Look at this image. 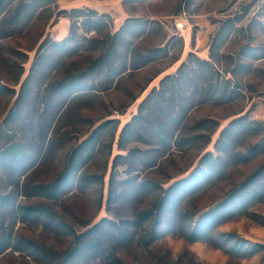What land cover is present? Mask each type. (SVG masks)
<instances>
[{"label": "rangeland", "instance_id": "rangeland-1", "mask_svg": "<svg viewBox=\"0 0 264 264\" xmlns=\"http://www.w3.org/2000/svg\"><path fill=\"white\" fill-rule=\"evenodd\" d=\"M124 1L57 0L21 22L17 2L0 7V264H56L24 242L66 255L71 234L84 246L74 264H264L251 219L264 217V132L244 128L264 125V0ZM85 8L110 15L108 28L73 35L65 11ZM129 21L107 59L102 40ZM196 58L221 73L223 97L200 73L160 92ZM58 184L53 197L38 189ZM213 213L204 241L186 235ZM236 238L255 253L231 251Z\"/></svg>", "mask_w": 264, "mask_h": 264}, {"label": "trees", "instance_id": "trees-1", "mask_svg": "<svg viewBox=\"0 0 264 264\" xmlns=\"http://www.w3.org/2000/svg\"><path fill=\"white\" fill-rule=\"evenodd\" d=\"M57 0H0V7H3L7 4H13L15 2L18 3L17 6V10H16V16L18 17V21L21 22L23 20L26 19V17L28 16H32L35 15L40 8H44V7H50L52 6ZM136 1H140V0H125L124 4H129L131 2H136ZM65 13H68V18H70L71 22H72V28H73V35L75 34L74 31V27H78V26H84L88 31H94V32H102L104 31L106 28H108V26L111 23V16L108 14H100L98 13L96 10H92L89 8H85V9H74L71 10L70 12L65 11ZM138 22H131L129 21L127 24L123 25L121 27V29L119 31H117L113 36H109V38H106L104 40H102V44L103 47L102 49L105 51V55L107 54V59H109L108 57H110V54L112 52H110V45H108V42H110L109 40L111 39V42H116V41H123L124 39V35L128 33V31L131 28L137 27ZM235 29V24L234 21L230 20L227 21L225 23V25L222 27V29L220 30V32L218 33V35L216 36L213 46L211 48V59H213L215 57L216 54V47H218V45H222L226 39L230 36L231 31ZM73 35H71L68 39H66L65 41H63L64 45H69L68 42H71L73 39ZM112 37V38H110ZM159 52V51H157ZM157 52H151L149 55L144 56L146 63L145 65H147L148 63H150L151 61L154 60L156 53ZM258 52V51H257ZM107 59L105 58V60L107 61ZM191 64V65H190ZM195 65L192 66V65ZM109 69V68H108ZM110 71V70H108ZM186 74V75H190L192 73H200L203 75H206L208 77V82L210 83V88H209V92L210 94H212V96H216L217 94H220L221 97H223L222 95L225 94L226 92V87L223 86V88L220 87V82H221V73L219 71H217L213 64L210 61H206V60H200L199 58L195 59V62H190L189 64L185 63L183 64L178 71V75L174 76V77H168L165 79V81L162 84V90L160 92H164L167 91L171 86L175 85V82H177V79L179 78L180 74ZM232 126V125H231ZM244 128L246 130H253L256 131L258 133L260 132H264V125L263 124H258L255 122H252L250 124H248L247 126H244ZM100 129H97L95 131V133L92 135V137L94 138V136L96 134H98V131ZM228 130H224L223 133L227 132ZM220 141V140H219ZM219 143V142H218ZM255 151H261L264 150V138L263 140L254 148ZM16 152V151H15ZM15 152H10V154H8L10 157H13V155L15 154ZM80 162V157L78 158L75 155L71 156L69 163L67 164L66 170L64 172V179L68 178V176H70V174L72 173V169L75 166V164ZM264 169L260 170V172H258V175L256 176V178L261 179V177H264ZM261 175V176H260ZM82 182V181H81ZM85 182V183H83ZM83 185L84 184H89V185H93L95 183L98 182V178L97 177H88L83 181ZM58 185L52 186V187H39V191L40 193H45L48 197H53L56 195L57 191H58ZM252 194L256 195L255 193V188L253 187L252 189ZM239 193H243V191L241 189H239V191H236ZM242 195V194H240ZM1 205H2V199H0V209H1ZM167 207L166 203H161L157 206L156 210L157 212L154 213V217H156V226L161 224V219H162V215L164 214L165 208ZM34 211H39L42 210L40 207H35L33 208ZM1 214V213H0ZM208 215V216H207ZM205 217H203L195 226L194 229L191 230V232H186V235H188V237L190 239H193L194 241H204L207 233L205 234L204 232L201 231V229L205 226H207V222L209 221V216L211 217L213 214H207ZM251 219L261 225L264 226V217L258 216V215H252ZM0 220H1V215H0ZM99 225H97L96 227H98ZM93 228L90 230L89 233L96 231L97 228ZM118 234L122 233L120 230L116 231ZM101 232H96L95 233V238H93L91 240V242H89V244L86 245V247L92 248L95 245H97L98 242V236L100 235ZM71 236L75 237V239L77 240V245L75 246V249L71 252L68 253L66 255H58L56 253H54L51 250L42 248L41 246L31 243V242H24V244H27L30 249H32V251H39V252H43L44 255H46L47 257H50L51 259H53L56 264H74L75 263V258L83 252L84 246L83 244H80V235H76V234H71ZM238 239L237 244H234L233 247L231 248V251H237L240 254L243 255H251L253 253H255L254 249L248 248V247H241L240 243L243 241V239L241 238H236ZM79 243V244H78ZM22 244V242H21ZM251 249V250H250Z\"/></svg>", "mask_w": 264, "mask_h": 264}, {"label": "built area", "instance_id": "built-area-1", "mask_svg": "<svg viewBox=\"0 0 264 264\" xmlns=\"http://www.w3.org/2000/svg\"><path fill=\"white\" fill-rule=\"evenodd\" d=\"M180 27H181V28H183V26H182V25H180Z\"/></svg>", "mask_w": 264, "mask_h": 264}]
</instances>
